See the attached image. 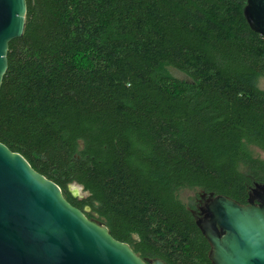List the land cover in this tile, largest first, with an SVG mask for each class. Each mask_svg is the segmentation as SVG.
<instances>
[{"label":"trees","instance_id":"trees-1","mask_svg":"<svg viewBox=\"0 0 264 264\" xmlns=\"http://www.w3.org/2000/svg\"><path fill=\"white\" fill-rule=\"evenodd\" d=\"M25 1L0 143L145 262L212 264L199 208L264 184V37L246 0Z\"/></svg>","mask_w":264,"mask_h":264},{"label":"water","instance_id":"water-1","mask_svg":"<svg viewBox=\"0 0 264 264\" xmlns=\"http://www.w3.org/2000/svg\"><path fill=\"white\" fill-rule=\"evenodd\" d=\"M26 1L0 0V88L12 40L22 37ZM243 16L264 37V0H246ZM72 184L73 198L84 197ZM89 207L84 211L88 212ZM196 225L210 245L212 264H264V184H254L245 205L208 198ZM0 264H164L145 262L104 225L87 219L61 189L0 143Z\"/></svg>","mask_w":264,"mask_h":264},{"label":"rangeland","instance_id":"rangeland-1","mask_svg":"<svg viewBox=\"0 0 264 264\" xmlns=\"http://www.w3.org/2000/svg\"><path fill=\"white\" fill-rule=\"evenodd\" d=\"M168 71L171 75H173L174 77L178 78V79H182V80H188L187 77L185 75H183L182 73L176 71V70H173V69H170L168 68ZM257 85L260 89L264 90V79L263 78H260L257 82ZM193 193L192 192H184L181 194V199L184 201V202H189V200L193 197Z\"/></svg>","mask_w":264,"mask_h":264}]
</instances>
